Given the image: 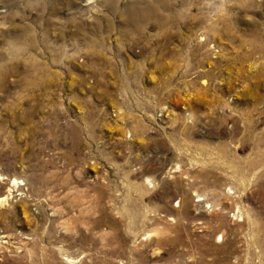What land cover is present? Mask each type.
I'll use <instances>...</instances> for the list:
<instances>
[{
    "label": "rangeland",
    "instance_id": "1",
    "mask_svg": "<svg viewBox=\"0 0 264 264\" xmlns=\"http://www.w3.org/2000/svg\"><path fill=\"white\" fill-rule=\"evenodd\" d=\"M0 264H264V0H0Z\"/></svg>",
    "mask_w": 264,
    "mask_h": 264
},
{
    "label": "crops",
    "instance_id": "2",
    "mask_svg": "<svg viewBox=\"0 0 264 264\" xmlns=\"http://www.w3.org/2000/svg\"><path fill=\"white\" fill-rule=\"evenodd\" d=\"M164 84H165V82L162 79H160V81H157V82L151 84L147 90V94H148L149 98L150 99L154 98V100H155V97L159 98V97H162V95L164 93H167L164 91V89H165Z\"/></svg>",
    "mask_w": 264,
    "mask_h": 264
},
{
    "label": "bare ground",
    "instance_id": "3",
    "mask_svg": "<svg viewBox=\"0 0 264 264\" xmlns=\"http://www.w3.org/2000/svg\"><path fill=\"white\" fill-rule=\"evenodd\" d=\"M155 6H156V5H155ZM154 8H155V7H154ZM154 8H153V9H154ZM150 11H151V10H150ZM14 182H15V181H14ZM2 199H3V198H2Z\"/></svg>",
    "mask_w": 264,
    "mask_h": 264
}]
</instances>
